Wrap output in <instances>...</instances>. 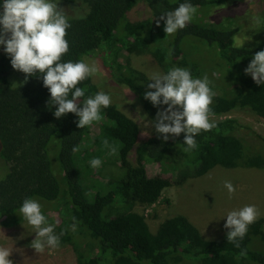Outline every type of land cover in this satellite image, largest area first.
I'll use <instances>...</instances> for the list:
<instances>
[{
    "label": "trees",
    "instance_id": "obj_1",
    "mask_svg": "<svg viewBox=\"0 0 264 264\" xmlns=\"http://www.w3.org/2000/svg\"><path fill=\"white\" fill-rule=\"evenodd\" d=\"M142 1L149 8L150 17L132 23L127 21V15L138 0H59L71 23L66 37L69 51L63 60L77 61L96 53L115 55L121 49L129 53L147 51L156 59L162 73L182 67L190 69L194 78L212 75L220 87L210 106L213 115L249 107L264 119V84L257 85L244 73L254 53L264 50V26L253 31L255 39L251 43L239 47L235 43L238 29L215 27L212 20L193 21L206 17L204 5L212 7L221 0H188L198 9V19L193 18L187 27L169 35L165 42L164 21L160 20L157 26L156 20L185 0ZM83 6L91 9L90 14L85 19H76L77 8L82 11ZM141 29L144 36L138 33ZM185 38L188 39L182 43ZM3 49L0 45V157L7 165V173L0 180V221L12 223L8 217L19 210L25 198L38 197L44 201L58 198L59 184L51 172L46 151L51 137L58 134V160L70 203L69 216L61 218L54 230L56 234L65 231L61 243L72 246L77 264H264V248L258 244L264 242V217L249 226L240 248H236L227 242L228 229L222 236L205 238L186 215L177 213L151 231L143 214L134 209L137 205L155 203L173 182L181 185L215 168L264 170L263 137L259 138L260 147L253 148L237 135L241 123L236 118H223L215 121L217 128L202 131L195 137L198 148L191 153L184 151V133L174 139L169 134V139L164 141L153 127L152 136L140 142L138 124L122 111L118 102L112 101L111 106L101 109L103 118L97 139L104 136L120 142L119 161L125 169V178L118 191L96 194L90 202L77 182L72 158L73 148L82 143L92 125L78 128V117L73 113L59 119L53 115L55 105H48L50 93L43 86L42 74L25 81V74L21 73L14 87L10 81L14 69ZM202 51H206L205 56L198 57ZM113 63L114 60L109 66L119 71L115 74L118 83L129 87L149 120H154L166 105L153 106L144 99L145 91L151 90L147 88L151 83L149 77L133 67L122 68ZM78 86L85 89L81 100L101 91L92 77ZM133 151L135 165L128 159ZM149 163L171 173L174 180L161 175L148 176L145 166ZM115 194L123 198L122 209L117 207L119 203L111 205ZM72 217L78 222L77 228L81 226L90 236H86L90 243L95 241L93 246L73 241L74 233L69 227ZM241 250H246L245 256L240 255Z\"/></svg>",
    "mask_w": 264,
    "mask_h": 264
},
{
    "label": "rangeland",
    "instance_id": "obj_2",
    "mask_svg": "<svg viewBox=\"0 0 264 264\" xmlns=\"http://www.w3.org/2000/svg\"><path fill=\"white\" fill-rule=\"evenodd\" d=\"M174 2L176 0H169ZM206 17L198 19V11L193 21L211 22L218 28H235L239 31L235 37L237 45L244 41V44L251 43L255 39L254 30H260L264 26V0H221L211 7L210 4L203 6ZM150 17V10L144 1L138 0L137 4L129 11L127 21L135 23ZM259 17L257 23L255 18ZM220 20L221 22H216ZM224 23V25H222ZM221 26V27H220ZM138 33L145 35L144 30ZM166 42L169 40L167 34L163 38ZM185 38L182 43L186 42ZM199 43V42H198ZM197 43V44H198ZM206 51L197 54L198 57L205 56ZM96 53L86 56V60L95 61L99 67V74L93 76V82L97 87L108 93L112 101L118 102L122 106V111L133 119L139 127V140L145 141L152 136L153 127L148 125L150 122L142 109V106L136 95L123 83H118L116 71L110 68L112 60L120 64L122 68L133 67L138 71L144 72L148 77L152 72H161L156 59L147 51L141 53H129L121 49L115 55ZM115 68H117L115 66ZM17 72V73H16ZM14 70L11 78V84L15 87L18 82L17 77L23 73ZM119 72V71H118ZM22 73V74H21ZM212 81V87L215 92L220 91L216 79L207 74ZM130 101V102H129ZM79 106H82L79 105ZM163 110V109H162ZM223 118H236L242 127L237 135L245 143L253 148L260 147V137L264 138V119L257 115L251 108H235L227 113L212 115L213 121ZM102 120L94 122L89 128L82 143L78 145V151L74 152L72 161L77 174V182L88 201H93L96 194L105 195L109 192H116L119 185L125 178V169L121 167L119 161L120 142L115 139H108L102 136L99 141ZM148 132L149 135H144ZM170 136H172L170 134ZM102 139H107L110 144L115 145L118 149L116 154H111L108 148L102 144ZM100 144V146L98 145ZM59 135L52 136L47 147V156L51 172L59 184V196L52 201H44L38 197H33L42 205V212L46 216L48 223L56 224L61 218L69 216L70 195L67 185L63 178L62 169L58 160ZM98 157L102 161L100 168H92L90 160ZM129 161L135 165L136 156L134 151L129 154ZM0 174L7 173V165L0 157ZM148 176L161 175L164 178L173 181L171 173L162 172L159 165L149 163L145 166ZM230 181L235 187L234 194L229 196L228 190L224 187V182ZM112 206L119 203L117 207L122 209L123 198L115 194ZM247 204H254L260 211L259 217H264V170L252 168H234L230 170L215 168L204 176L193 179L187 183L177 185L173 182L166 187L160 198L152 204L137 205L134 209L146 219L151 231L156 230L158 224L165 218L181 213L186 215L200 230L205 238H214L222 236L227 229L224 228L226 214L228 211L238 209ZM23 217L19 210L10 214L8 218L12 223L0 221V246L12 249L10 259L13 264H77L76 252L69 243H61L57 249L45 248L43 253H36L30 247L31 241L35 238L34 229L28 222L18 218ZM81 230V231H79ZM86 236H89L85 229L78 226L77 231L73 234V241L83 242L84 245H92ZM90 237V236H89ZM89 241V244L87 242ZM263 246L264 242H259Z\"/></svg>",
    "mask_w": 264,
    "mask_h": 264
},
{
    "label": "clouds",
    "instance_id": "obj_3",
    "mask_svg": "<svg viewBox=\"0 0 264 264\" xmlns=\"http://www.w3.org/2000/svg\"><path fill=\"white\" fill-rule=\"evenodd\" d=\"M0 8V45L4 46V52L10 57L11 67L25 74V81L28 77L42 74L43 86L50 93L48 105H55L53 115L59 119L68 113L75 114L80 129L101 121V109L111 106L112 98L101 90L81 100L85 97V89L78 85L98 75L100 70L95 61L63 60L69 51L66 37L71 23L65 8L59 6V0H3ZM197 11L192 3L185 0L174 10L162 13L156 23L159 26L160 20H163L165 34L173 35L187 27ZM90 12L87 6H83L82 11L77 8L75 18L85 19ZM255 20L260 22L259 17ZM243 43L240 42L238 46L243 47ZM244 73L250 75L257 85L264 84V50L254 53ZM149 81L151 83L147 84V88L151 90L145 91L144 99L149 100L153 106L166 107L158 111L148 125L154 127L164 141L169 139V134L174 139L184 133V151L191 153L198 148L195 139L197 135L217 128L211 119L213 113L210 106L216 95L211 86L212 81L207 75L194 78L190 69L182 67H172L166 73L152 72ZM143 134L149 135L148 132ZM102 144L111 154L117 153V147L107 139L102 140ZM73 151H78V148L74 147ZM90 166L100 168L101 159L92 158ZM5 178V175L0 174V180ZM224 187L230 197L236 191L230 181H225ZM19 213L34 229L35 238L30 247L36 253H43L46 247H60L65 231L56 234L55 225L48 223L42 205L37 200L25 198ZM225 216L227 242L240 248V241L247 234L249 226L259 218L260 211L256 205L247 204L228 211ZM71 219L73 223L69 227L75 233L78 222L75 217ZM11 251L10 248L0 246V264H13L9 258ZM240 255L245 256L246 250H241Z\"/></svg>",
    "mask_w": 264,
    "mask_h": 264
},
{
    "label": "water",
    "instance_id": "obj_4",
    "mask_svg": "<svg viewBox=\"0 0 264 264\" xmlns=\"http://www.w3.org/2000/svg\"><path fill=\"white\" fill-rule=\"evenodd\" d=\"M0 11H2V8H0Z\"/></svg>",
    "mask_w": 264,
    "mask_h": 264
},
{
    "label": "flooded vegetation",
    "instance_id": "obj_5",
    "mask_svg": "<svg viewBox=\"0 0 264 264\" xmlns=\"http://www.w3.org/2000/svg\"><path fill=\"white\" fill-rule=\"evenodd\" d=\"M3 1V0H2Z\"/></svg>",
    "mask_w": 264,
    "mask_h": 264
}]
</instances>
